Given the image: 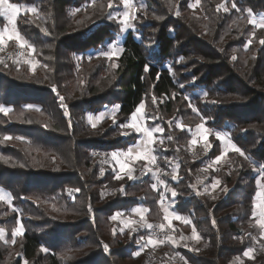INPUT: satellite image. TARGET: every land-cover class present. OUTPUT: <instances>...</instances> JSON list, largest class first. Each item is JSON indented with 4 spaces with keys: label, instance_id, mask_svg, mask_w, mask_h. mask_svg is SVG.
I'll list each match as a JSON object with an SVG mask.
<instances>
[{
    "label": "trees",
    "instance_id": "1",
    "mask_svg": "<svg viewBox=\"0 0 264 264\" xmlns=\"http://www.w3.org/2000/svg\"><path fill=\"white\" fill-rule=\"evenodd\" d=\"M12 2L37 9L17 19L37 64L33 70L14 53L0 59V106L12 109L7 116L0 113V190L11 198L10 204L0 202V228H14L17 221L25 226L15 254L0 239V264H150L148 254L135 255L148 230L115 231L112 216L141 207L148 209L149 224L161 223L155 176L141 175L142 161L134 166L136 179L125 175L117 181V166L104 160L112 151L136 145L138 136L121 135L120 125L130 121L141 102L147 127L163 128L157 137L164 143L155 144L158 164L168 171L176 168L178 176L177 181L165 176L177 197L163 191L174 212L191 221L180 222L183 231L194 227L206 245L204 252L168 246V255L179 252L183 264H264V253L243 256L261 238L252 211L259 191L253 168L264 164V45L259 43L264 28L248 23L247 9L264 15V0H202L206 9L198 13V24L195 14L187 16L183 8L184 16L172 14V8L189 0H141L138 17L147 21H133L136 28L121 40L118 19L108 18V13L123 12L115 0L112 9L108 0ZM232 2L242 9L241 16L231 9ZM220 3L229 7V15L217 11ZM4 23L0 19V26ZM110 44L124 49L114 61L100 56ZM113 62L118 68L110 67ZM190 79L197 81L185 88ZM183 94H190L191 101L184 102ZM189 103L200 115L185 110ZM114 106H119L115 116L93 128L89 117ZM150 107L161 115L149 112ZM201 122L212 131L207 157L196 155L190 145ZM181 124L183 130L177 127ZM216 132L245 150L251 163L229 152L226 166L202 176L207 161L223 152ZM4 135L23 140L3 141ZM217 179L221 192L212 200L204 186ZM42 247L48 251L41 252Z\"/></svg>",
    "mask_w": 264,
    "mask_h": 264
},
{
    "label": "snow or ice",
    "instance_id": "2",
    "mask_svg": "<svg viewBox=\"0 0 264 264\" xmlns=\"http://www.w3.org/2000/svg\"><path fill=\"white\" fill-rule=\"evenodd\" d=\"M201 0H195V4H190L189 7L195 8L200 4ZM119 4L123 5L124 11L118 18V23L121 25L120 31L124 32L129 29H135L136 25L133 23L137 19L136 12L138 11V8L136 4H134L133 0H119ZM114 6V0H108L107 8L112 9ZM223 10L225 13L229 12L230 9L228 6H226V3H220L217 5V11ZM231 9H234L236 12H241L242 9L238 7L237 3L232 2L231 3ZM22 11L24 13H36L37 9L34 7H28L23 4L14 3L12 0H0V18H4L7 21V25L3 28V31H0V51L4 50V46L7 44L8 41H15L19 48L21 49H27L29 51V54L35 51V49L32 47L31 44L28 43V41L20 34V32L17 30V19L21 15ZM177 15L180 13L177 12ZM248 14V23L251 25H254L258 28H264V19H261L257 21L252 13L251 9H247ZM108 18L117 20L116 16H113L111 13H108ZM46 31V30H45ZM253 36H255V33H252ZM249 44L252 43L251 40L248 41ZM261 45H264V39H261L259 41ZM124 51L123 48L117 47L116 44H112L110 49L108 51H102L100 53V56L105 57L108 61H114L115 59H118L120 57V54ZM183 59V58H181ZM252 59H255V56L252 57ZM232 60H236V56H232ZM3 61L0 60V64H2ZM26 63L30 65V67L34 70L36 67L37 62L34 60H27ZM118 64L113 62L110 64V67L112 69L118 68ZM7 67V65H5ZM45 67H47L45 65ZM145 72L150 71L149 67H145ZM183 87V85H181ZM53 91H56L55 88H53ZM175 96V94H173ZM185 100H188V97H184ZM59 100L61 101L62 107L65 108V116H68L69 113L67 111V105L63 104L64 97L60 96ZM156 102V98L153 97V103ZM212 103H216L215 100L212 101ZM192 112L196 113L197 115H200L198 109L189 103L188 105ZM31 108L32 106H27ZM117 108L119 106H116ZM39 111V109H36ZM144 110H145V104L141 102L138 107L135 108V110L131 113V119L130 122L124 123L120 125L122 129H131L139 136H142V139L139 140V142L135 145V147H129L127 151H112L110 153V160L115 162V165L117 167L113 168L114 173V179L119 181L124 179V176H127V179L129 181L136 179L137 177L134 176L135 168L133 165H135L137 162L143 161L142 167V174L146 175L148 173H152L153 176L156 177L157 182L160 184H163L164 189L166 192L171 193V197L174 199L177 197L178 192L176 189L169 187L167 184H164L163 181L159 179V169H157L156 172H153V166H156L158 156L155 153V149L153 148V145L157 144V139L155 137V133H162L163 128L160 127H147L144 124ZM12 111L11 108L0 106V113H3L5 116H7ZM113 116H115V112H113ZM91 120V117H89ZM201 120L203 121L204 118L201 117ZM28 123H31V121H27ZM116 120L113 119V124H116ZM92 127H96V123H92ZM177 127L181 128L183 130L184 126L177 125ZM121 135H128V132L122 131L120 133ZM212 135V131L210 128L206 127L204 122H201L197 124L195 131L192 134V139L190 141V145L194 147L199 143L202 142L203 149L205 154L207 151L212 147V145L209 143V137ZM23 140L22 137L16 136L13 137L12 135H4L3 141H11V140ZM215 139L219 141L223 145V152L221 155L217 156L213 163L214 164H220L221 161L225 159V156L229 153H236L239 157H242L244 160L249 161L251 163V158L249 155L246 154L245 150H242L241 147H238L236 143H233L230 139H228L227 136L222 135L220 132L215 133ZM159 143L163 145L164 141L160 140ZM167 159V158H165ZM23 166V165H21ZM212 167V163L208 165V168ZM118 169V170H117ZM254 171H256L259 175V178L255 180V185L259 189L255 193L256 200L253 203V211H252V217L256 220V223L258 227L261 229V238H264V164H260L259 167H254ZM204 171H207V168L204 169ZM123 174V175H122ZM101 175H103V170H101ZM171 179L173 181L178 180V176L176 174V168H173ZM221 184V181L219 179L215 180L214 183H212L211 188L214 191L219 185ZM153 189L156 188V184L152 185ZM121 191H123V188H121ZM222 191L225 193L227 192V188H223ZM7 199L8 203H11V198L6 197L5 194L0 191V201H5ZM215 199V197H213ZM163 200L164 196L161 195V206L163 207L164 211V220L167 222V227H172V221H182L185 224L191 223L186 217L176 214L175 212H169L167 207L163 206ZM91 211V208L89 209ZM148 211L147 208H135L133 210V213L135 215H138L141 219V221L145 220L144 214ZM121 215V213H117L116 215L112 216L113 220H116L117 217ZM18 223H20L18 221ZM133 221L131 219L125 221L126 227H132ZM213 226H215V220L212 221ZM142 226L147 227L148 229H152L153 225L149 223H144ZM159 228L161 230L165 229V224H160ZM24 226L23 224H20L19 227L15 228L12 232V240L11 243L14 245L16 244V237L22 236L24 234ZM133 231H135V228H133ZM113 235H115V232H113ZM4 238V230L0 228V239ZM191 238L195 241H199L201 239V236L197 234L196 229L193 227L192 229V236ZM144 238L141 237V240ZM167 241H170L172 244L176 245L178 244V241L173 238V236L169 235L166 237ZM181 239H185L184 237H181ZM7 242V241H6ZM164 240L157 241L152 236H149L146 241H144L143 244L140 245L141 249L147 245H153L155 246L157 243H164ZM105 252H108L109 246L107 244L103 245ZM48 249L42 247L41 252H47ZM253 251L254 249L248 248L246 251L243 252V256L247 257L249 259H253ZM136 256L140 255V251H137L135 253ZM23 264H28L27 260L23 261ZM185 264H187V261L185 260ZM240 264H244V262L241 260Z\"/></svg>",
    "mask_w": 264,
    "mask_h": 264
},
{
    "label": "rangeland",
    "instance_id": "3",
    "mask_svg": "<svg viewBox=\"0 0 264 264\" xmlns=\"http://www.w3.org/2000/svg\"><path fill=\"white\" fill-rule=\"evenodd\" d=\"M116 1V6H120V7H122L123 8V5H121V4H119V0H115ZM173 2L175 1V0H172ZM177 1V0H176ZM215 1H217V0H215ZM133 2H134V4H136V6H137V8H138V11L136 12V16H137V19H136V21L137 22H139V23H143L144 21H147V18L146 17H142V16H140V18L138 17V15H139V13H142V9H143V7H144V4H143V2H141V0H133ZM190 4H195V0H189V2L188 3H186L185 4V6L184 7H174V8H172V14L173 15H176V16H184V15H182V14H179V15H177L176 13L177 12H179V13H182L181 12V8H183L184 10L183 11H185L184 12V14L185 15H187V16H192V17H194L193 15L195 14V16H196V21H197V24L199 23V21H202V19L200 18V16H199V14L198 13H200L201 12V14H203V11L206 9L205 7H204V4H203V2H202V0H201V2H200V4L198 5V6H196L195 8H191V7H189V5ZM177 5H178V3H177ZM175 10H177V11H175ZM234 10V9H233ZM123 11H124V9H123ZM235 11V10H234ZM23 12V11H22ZM228 15H229V12L227 13ZM236 14L237 15H242V13L241 12H236ZM254 15V17H255V19L257 20V21H259V20H261V19H264V15L263 14H261V15H256V14H253ZM116 17H117V19L119 18V16H120V14L118 13V14H116L115 15ZM156 16V15H155ZM149 17H152V15H150L149 14V16H148V18ZM0 19H4V18H0ZM4 21H5V25L3 26V27H0V31H3V28L7 25V21L4 19ZM205 23V21L202 23V24H204ZM202 24H200V26L202 25ZM203 27H204V25H202ZM130 30V29H129ZM129 30H126V31H124L123 32V34L121 35V38H120V40L122 39V38H124L125 36H126V33H127V31H129ZM12 43V44H11ZM11 45V47H9ZM111 45L112 44H110V45H108L109 47L106 49V51H108L109 49H110V47H111ZM117 45V44H116ZM14 53V55L17 57V59L18 60H20V59H22V60H20V61H27V60H34L35 61V58H34V56H33V52L31 53V54H29V51L27 50V49H21V48H19L18 47V45L16 44V42L13 40V41H8L7 42V44L4 46V50L3 51H0V59H4V57H6L5 55H6V53ZM16 53V54H15ZM96 52H91V54H95ZM196 79H190V80H188V81H186L185 83H184V86H185V88H191V86L190 85H194L195 83H196ZM184 86L183 87H181V89H184ZM190 90V89H189ZM199 95H201V94H199ZM185 96H187L188 97V100L187 101H191L190 100V94H183L182 96H181V99H183V101L184 102H186L185 101V99H184V97ZM147 108V107H146ZM117 109L118 108H116V106H114V107H111V108H109V109H106V110H104V112L102 113V114H100V116H96V117H94V116H91V120H90V122H94V123H99L103 118H106V117H109V116H113V112H115L116 113V111H117ZM148 109H149V107H148ZM190 109V107L188 106V108H186L185 110H189ZM184 110V111H185ZM149 112H151L152 114H155L156 115V117L157 116H159V115H161V113H157V111H156V109H155V107H150V110H149ZM130 122V121H129ZM144 122V124H145V126H147L146 125V123H145V120L143 121ZM121 128V127H120ZM122 131H124V132H128L129 134L128 135H124V136H130V135H137L138 136V139L140 140V139H142V136H139L138 134H136L134 131H132L131 129H122L121 128V132ZM159 133V132H158ZM155 135V137H156V134H154ZM222 135H224V134H222ZM226 136V135H225ZM228 137V136H227ZM156 139L158 140L157 141V143H159V137H156ZM229 139V138H228ZM159 145H160V143H159ZM135 147V146H134ZM222 147H223V145H222ZM153 148L155 149V145H153ZM193 148V147H192ZM121 151H127V150H121ZM193 151L194 152H196V155H199V156H201V157H207L208 156V154H209V150L207 151V153L205 154V152H204V149H203V144H202V142H199L195 147H194V149H193ZM155 154V153H154ZM102 158H104V157H102ZM230 155H229V153L225 156V159L223 160V161H221L220 162V164H214L213 163V161L214 160H208L207 161V163H206V166H205V168H207V171L209 170V169H212V170H214V171H216L218 168H220V167H222V166H226V164L229 162V160H230ZM105 160V162L107 163V162H109L108 164L109 165H111V163L113 162V161H111V160H108V159H104ZM111 161V162H110ZM140 162H142V161H140ZM140 162H137L136 164H139ZM113 163H115V162H113ZM173 163L175 164V165H177L178 166V164H176V162L175 161H173ZM210 163H212V167L211 168H208V165L210 164ZM135 164V165H136ZM135 165H133V167L135 166ZM159 164H156V166H153V168H157V166H158ZM174 167H170V170L168 171V169L165 167V168H162L161 166H158V168L157 169H159V170H161L162 169V177H160V180L161 181H163L164 183H166V181H165V176H167V175H172V169H173ZM205 168H202L201 169V175L202 176H205L206 174H207V171H204V169ZM157 169H153V172H156L157 171ZM160 172V171H159ZM160 172V173H161ZM101 173V172H100ZM123 175V174H122ZM155 181H156V189H157V191H158V193H159V196L161 197V195H163L164 196V200H163V204L165 203V205H167V197H166V195H165V192L163 191V189H164V186H163V184H160V183H158L157 182V179H155ZM212 183H214V182H212ZM212 183H208V184H206L204 187V190H205V192H206V194L208 195V197L210 198V199H212V200H214L213 199V197H215V199L218 197V195L220 194V192H221V187H220V185L213 191L212 190V188H211V185H212ZM0 191H2V190H0ZM3 192V191H2ZM4 194H5V192H3ZM5 196L6 197H8L7 196V194H5ZM161 199V198H160ZM0 202H3V203H5V204H7L8 203V201H7V199L5 200V201H0ZM139 208H141V207H139ZM170 212V211H169ZM144 216H145V220L144 221H141V219H140V217L138 216V215H135L134 213H133V210H131V211H129L128 212V214H124V213H122L121 215H119L118 217H117V219L116 220H113L112 219V223H113V226H114V229H115V231H118V232H123L122 230L123 229H126V231H132L133 230V228H136V227H141V228H144L145 230H148L147 232H148V235H146L145 237H143L144 239L143 240H141V238H140V241H139V247H140V245L141 244H143L144 243V241H146L147 240V238L149 237V236H152L154 239H156L157 241H160V240H164L165 242L164 243H157L155 246H153V245H147V244H145V246L141 249V247H140V252L141 253H146V254H148L147 255V259H148V262L150 263V264H183L184 263V261H183V257L180 255V253L179 252H175V253H173V254H171V255H168V251H169V248H168V245H171V242L170 241H167V239H166V237L167 236H169V235H171V236H173V238L175 239V240H177L178 241V244H176V245H181V246H183V247H186V248H190V249H192V250H195V251H200V252H204L205 251V249H206V245H205V243L203 242V240L202 239H200L198 242L197 241H195V240H193L192 238H191V236H192V230H190L189 232H184L183 231V229H182V227H180V223L179 222H177V221H175V220H173L172 221V227L171 228H168L167 227V222L164 220V215H163V221H162V223L163 224H165V229L164 230H162L163 232H162V234H158V235H156V232L158 231L157 229H160L159 228V224L160 223H155V222H151L150 224H152L153 225V228L152 229H148L147 227H144V226H142L145 222L146 223H148V221H147V219H146V213L144 214ZM129 219H131L134 223H133V225H132V227H128V228H126L125 227V221H127V220H129ZM20 223H18V221L16 222V224L14 225L15 227L13 228H10L9 227V224H4V226L2 227V229L4 230V235H6V236H4V238L2 239V241L3 242H5V244L10 248V252L12 253V254H15L16 253V251H17V249H18V245H17V243H18V240H19V238L20 237H22V236H17L16 237V244H12L11 243V240H12V232H13V230L15 229V228H17V227H19L20 226V224H23L21 221H19ZM161 223V224H162ZM24 226V225H23ZM25 227V226H24ZM8 228L9 229H12L11 231H9L8 230ZM25 229V228H24ZM11 235V236H10ZM181 237H184L185 239H181ZM7 241V242H6ZM252 249H254V251H253V258L257 255V254H259V253H264V238H260V240H256L255 241V244H254V246H253V248ZM44 253H46V252H44ZM140 253V254H141ZM11 255V254H10ZM65 256H67L68 257V255L66 254ZM152 257H154L155 258V260H156V262L154 261V259L152 260ZM68 260H70V258H65L64 259V261L66 262V261H68Z\"/></svg>",
    "mask_w": 264,
    "mask_h": 264
},
{
    "label": "crops",
    "instance_id": "4",
    "mask_svg": "<svg viewBox=\"0 0 264 264\" xmlns=\"http://www.w3.org/2000/svg\"><path fill=\"white\" fill-rule=\"evenodd\" d=\"M22 13H23V12H22ZM4 25H5V24H4ZM4 25H2V26H0V27H3ZM103 119H105V118H103ZM103 119H102V120H103ZM92 123H94V122L92 121ZM97 124H98V123H97ZM155 134H156V137H157V134H158V133H155ZM138 142H139V139H138L137 143H138ZM137 143H136V144H137ZM134 146H135V145H134ZM134 146H132V147H134ZM157 164H158V160H157ZM136 165H138V164H136ZM158 166H160V165H158ZM158 166H157V168H158ZM157 168H156V169H157ZM153 169H154V168H153ZM161 171H162V169L160 170V172H161ZM160 172H159V179H160V177H162V175H163L162 172H161V173H160ZM141 175H144V174H142V172H141ZM155 179H156V177H155ZM155 183H156V181L154 180V184H155ZM164 184H165V183H164ZM160 198H161V197L159 196V204L161 205V199H160ZM167 202H168L167 205H165V203H164L163 206H164V207H167L168 210H169L170 212H174V210H173V205H172L171 202H169L168 198H167ZM161 207H162V206H161ZM162 213H163V215H164L163 207H162ZM121 214H122V213H121ZM175 221H177V220H175ZM177 222L180 223L181 221H177ZM161 223H162V222H161ZM161 223H160V224H161ZM160 224H159V225H160ZM125 227H126V226H125ZM126 228H128V227H126ZM191 230H192V229H191ZM122 231H126V229H123ZM168 246H169V248H171V249L186 248V247H183V246H181V245H180V246H179V245H174V244H172V243H171V245H168ZM139 251H140V249H139ZM140 253H141V252H140Z\"/></svg>",
    "mask_w": 264,
    "mask_h": 264
},
{
    "label": "built area",
    "instance_id": "5",
    "mask_svg": "<svg viewBox=\"0 0 264 264\" xmlns=\"http://www.w3.org/2000/svg\"><path fill=\"white\" fill-rule=\"evenodd\" d=\"M10 55H11V53L8 52V53H6L5 56H6V57H10ZM103 162H104V161H103ZM157 230H158V231L156 232V235H158V234H162L163 231H162L161 229H157ZM153 259H154V261L156 262V260H155L154 257H152V260H153Z\"/></svg>",
    "mask_w": 264,
    "mask_h": 264
}]
</instances>
